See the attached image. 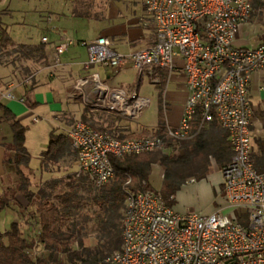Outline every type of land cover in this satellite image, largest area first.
Instances as JSON below:
<instances>
[{
  "label": "built area",
  "instance_id": "1",
  "mask_svg": "<svg viewBox=\"0 0 264 264\" xmlns=\"http://www.w3.org/2000/svg\"><path fill=\"white\" fill-rule=\"evenodd\" d=\"M143 7L153 28L152 44L121 53L104 36L80 40L87 51L83 67L117 69L130 63L157 85L159 71H172L181 60L188 91L182 115L175 127H166L163 137L120 139L109 130L76 121L67 131L76 152V176H86L95 187L104 185L114 176L111 157L165 149L167 140L189 137L197 112L198 130L216 121L227 133L232 155L221 168L225 207L243 209L246 218L238 219L233 209L231 216L220 208L209 214L180 212L152 189L127 190L121 247L102 264H264V170L258 171L251 159L248 97L252 74L264 66V47L234 45L240 26L252 13V2L143 0ZM41 42L46 43L47 37ZM74 42L64 37L54 45L55 65ZM12 86L0 89V101L15 98ZM74 90L90 110L122 119H137L150 104L136 89L127 93L111 87L97 73L77 78Z\"/></svg>",
  "mask_w": 264,
  "mask_h": 264
},
{
  "label": "crops",
  "instance_id": "2",
  "mask_svg": "<svg viewBox=\"0 0 264 264\" xmlns=\"http://www.w3.org/2000/svg\"><path fill=\"white\" fill-rule=\"evenodd\" d=\"M101 1L103 5L97 8L98 17H96L95 21L102 23V25L96 37H107L113 43L114 49L121 53L133 52L152 44L154 41L153 28L150 20L144 13L143 0H140L138 3L133 0ZM261 4L260 0L257 1L256 5H253L252 2V8L254 6V8L259 7L258 9H260ZM75 11L76 9L74 11L70 10L68 17L72 24L70 25L71 33L64 27H55L54 32L57 37L52 42L47 38L46 43L41 42V40L36 43H20L27 45L42 43L45 52V58L32 60L33 63H38V65L34 67V65L32 66L28 63L25 66L27 69H25L27 72L25 75L15 77L16 72L12 65L13 63H1L0 61V89H4L12 84V93L15 97L14 99H2L0 101V198H7L9 203L6 208L0 211V213L4 212L2 216L3 220H1L3 224V228L0 229L1 231H5L9 227L6 226L7 223L19 220L21 216L25 215V213H21L22 208L20 207L25 202L16 191L19 179L15 172V166L8 162L14 155V150L11 148L14 139L11 127L12 116L27 128L24 145L30 159L28 164H22L20 168L29 178L30 188L34 192H37L45 182L56 179L62 180L68 174L76 171V156H65L59 159L57 163L52 164L45 162L41 157V153L46 149L52 131L63 130L67 132L76 121L82 118V113L86 107L74 90V83L77 78L84 76L88 72L97 73L111 87L122 89L127 93L136 89L138 94L141 95L139 87L142 81H144L143 75L138 76L135 88H131L132 86H129V84L120 85L119 82H115L121 71L129 68L134 69L130 63H125L117 69L97 65L93 66L90 70L84 69L83 63L87 58V51L78 44V41L87 39L77 38L70 45L69 49L65 51V54L61 58L59 57V63L57 65L54 64V45L64 37L72 40L73 38L76 39V27L74 24L81 21L85 23V20L89 19L87 18L88 15L81 13L74 14ZM99 11H101V14ZM251 15L240 26L235 36L234 45L237 47H264V24L262 25L259 20L251 17ZM181 64L182 61L177 60V67L172 71L160 70L161 83L157 85L152 83L148 76H144L145 82L152 84L157 92V94H153L157 100V105L154 107L156 115L154 122L150 124V122L141 121L144 109L137 119L128 120L119 118V122L114 124L108 123V128H105L125 138L139 135H154L158 124L159 108L162 109L166 127H175L180 120L188 96L186 79L182 72ZM25 81L28 82L24 83ZM161 85H163L162 88H160ZM248 97L252 107L250 124L252 139L260 138L264 140V66L252 74L248 86ZM149 99L151 103L152 98ZM78 101H81L83 104L80 112L75 109L76 102ZM203 129L207 131L208 138L213 142H217L219 146L222 145L223 147L230 148L227 133L216 121L207 123ZM193 136V133L190 132V136L182 139V142L187 143ZM178 150L184 151L185 146L179 143ZM64 160L70 163L68 166L69 171L67 172H64L62 168ZM215 165L218 166L216 162ZM219 168L221 169V167ZM194 181L195 179L191 177L185 184H182L176 191L177 195L174 194V200L178 194H183V196L192 194L196 188L191 185ZM220 184L222 185L221 170L218 186ZM220 190L222 193L220 201H223V204L220 205L221 208L225 206L226 201L224 199L223 188ZM214 196L212 195V198ZM172 206L175 210L180 211L175 205ZM215 210L213 208L209 213ZM7 220L10 221L7 222ZM20 223L21 228L24 227V223L22 221Z\"/></svg>",
  "mask_w": 264,
  "mask_h": 264
},
{
  "label": "trees",
  "instance_id": "3",
  "mask_svg": "<svg viewBox=\"0 0 264 264\" xmlns=\"http://www.w3.org/2000/svg\"><path fill=\"white\" fill-rule=\"evenodd\" d=\"M254 1L256 5L257 0ZM6 44H13L12 39L5 28H0V48ZM17 47L25 56L37 60L45 58L42 43L18 44ZM88 110L91 111L86 107L82 113L81 120L85 123ZM112 116L119 119L116 115ZM11 121L14 135L11 148L14 155L8 162L15 166L19 179L16 191L25 202L20 205L25 218L22 228L20 219H23V216L11 222L5 231L0 230V264H57L59 254H64L70 264H102L108 255L121 247L126 191L152 189L149 176L153 165L158 164L163 168L161 193L167 203L172 205L174 194L189 178L205 177L208 158L213 157L216 164L222 168L232 155L230 148L219 146L217 142L209 139L205 129L198 130L200 117L196 112L191 121V132L194 136L190 141L186 143L182 140H167L165 149L111 157L114 176L100 187L93 186L86 176H76L75 171L66 176V188L59 192H55L61 181L58 179L45 182L34 192L30 188L29 178L20 168V165L28 164L30 159L24 145L27 128L13 116ZM95 128L106 129L101 126ZM110 132L120 139L125 138ZM165 132L166 124L162 109L159 108L154 135L163 137ZM253 142L251 159L255 168L263 171L264 140L254 138ZM179 143L185 146L184 151L178 150ZM65 156H76L67 132L52 131L47 147L41 153L42 159L54 164ZM183 167H192L191 171L194 173H183ZM128 180L129 183H126ZM8 204L7 198H0V211ZM90 222L97 244L95 251L84 245ZM33 231H39V234L34 235ZM73 242H78L81 249L74 248ZM37 249L44 251L47 257L34 255L35 259H32L30 253Z\"/></svg>",
  "mask_w": 264,
  "mask_h": 264
},
{
  "label": "rangeland",
  "instance_id": "4",
  "mask_svg": "<svg viewBox=\"0 0 264 264\" xmlns=\"http://www.w3.org/2000/svg\"><path fill=\"white\" fill-rule=\"evenodd\" d=\"M133 1H136L138 3L140 0ZM260 1L262 3L260 5V9H258L259 7L254 8L253 6L254 9L251 17H254L255 19L259 20L263 25L264 0ZM252 2L254 5V0H252ZM101 5H103V2L101 0H0V28L7 29V33L13 42V44H6L3 45L4 47L0 48L1 63H13L12 65L16 72L15 77H21L25 75L27 73L25 71V66L28 65V63L29 65H34V67L35 65H38V63H33L35 58L25 56L23 51H21L17 47V45L20 43L39 42L42 36H46L50 40V42H52V40L57 37L54 32L55 27H64L71 33L72 30L70 29V25L72 24L68 19L70 15V10L74 11V9H76L75 12L88 15L87 18H89L88 20H85V23L84 21H81L74 24V26L76 27V39L73 38V40L76 41L77 38L88 40L90 38L96 37L99 28L102 25V23H97V21H95L96 17H98L97 8L101 7ZM99 12L101 14V11ZM62 55L60 56V58L62 57ZM142 75L144 81H142V84H140L139 93L141 95H144L145 97L152 98V101L150 105L145 108L141 121L150 122L151 124L156 119L154 107L155 105H157V100L155 98L156 96H154L153 94H157V92L154 86H152V84L145 82L144 76L147 77V75ZM138 76L139 73L136 70L129 68L127 70L121 71L117 77V80L115 79V82H119L120 85L129 84V86H132L131 88H135ZM82 108V102H76L75 109L80 112ZM87 113L88 118L86 119V122L92 125V127L94 126L93 128L100 126L108 128V123L114 124L120 121V119L115 118L114 116H112L113 114L108 111L106 112L99 110H88ZM211 158H208L209 163H207L206 165L207 176L205 175L204 178H199L197 176L193 184H191L193 187H196L194 192L187 196H183V194H178L176 199L171 202L172 205H175L178 210L184 212L205 214L209 213V211H211L213 208L219 209L220 205L223 204V201H220L222 199V193L221 190L219 191V189L222 188V185L220 184L218 186V179L220 177L221 169L219 168V166L215 165L214 158ZM69 165V161L64 160V162L62 163V168L64 172L69 171ZM191 170H193L192 167H183L182 172L194 173ZM162 173L163 168L160 165L155 164L152 166L151 173L149 176L151 188L154 191L159 192L161 196H163L161 193L163 184ZM66 181V177L62 178V180L60 181L61 184H59V186L55 189V192H59L60 190L66 188ZM175 195L177 194L175 193ZM212 195H215L216 197L214 196L212 198ZM163 198L165 199V197ZM165 200L167 202V199ZM220 209H222L223 212L230 214L231 216V211L233 209L232 207L224 206ZM243 211V209H235L234 212L238 219H241L242 217L246 218V215ZM3 215L4 212H1L0 229L3 228V224L1 223V220H3ZM9 221L10 220H7V222ZM21 221L23 222L24 219H21ZM9 224L10 223H7L6 226L8 227ZM91 225L92 222H90L89 224L90 229H88V237L84 238V245L86 247H89L91 250L95 251L97 249V244L94 238V231L92 230ZM72 246L78 250L81 249V246L78 242H73ZM30 254L32 259H35L34 255L41 256V258L47 257V254L44 251H41L40 249H37L34 252H31ZM57 260V264H70V262H67L64 254H59ZM43 264H45V262Z\"/></svg>",
  "mask_w": 264,
  "mask_h": 264
}]
</instances>
